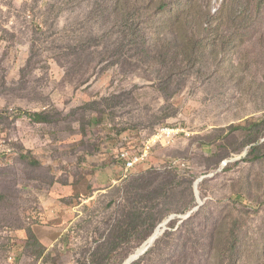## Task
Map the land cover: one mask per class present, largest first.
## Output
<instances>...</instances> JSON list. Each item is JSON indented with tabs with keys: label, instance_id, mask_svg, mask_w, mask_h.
<instances>
[{
	"label": "rangeland",
	"instance_id": "374dc122",
	"mask_svg": "<svg viewBox=\"0 0 264 264\" xmlns=\"http://www.w3.org/2000/svg\"><path fill=\"white\" fill-rule=\"evenodd\" d=\"M172 215L132 264H264V0H0V264H123Z\"/></svg>",
	"mask_w": 264,
	"mask_h": 264
},
{
	"label": "built area",
	"instance_id": "2783aa9c",
	"mask_svg": "<svg viewBox=\"0 0 264 264\" xmlns=\"http://www.w3.org/2000/svg\"><path fill=\"white\" fill-rule=\"evenodd\" d=\"M175 136V131L170 129H161L158 134L155 135L154 141L145 144V147L138 153L134 154L129 151H121L120 159L125 164V170L129 171L134 168L140 161L144 160V158L148 155V151L154 146L156 143H169L172 138ZM144 152V153H143Z\"/></svg>",
	"mask_w": 264,
	"mask_h": 264
},
{
	"label": "trees",
	"instance_id": "16d2710c",
	"mask_svg": "<svg viewBox=\"0 0 264 264\" xmlns=\"http://www.w3.org/2000/svg\"><path fill=\"white\" fill-rule=\"evenodd\" d=\"M22 114H25V115H27L29 118H31L33 121H36V122H48L49 120H50V116H49V114H47V113H45V112H35V111H26V112H23ZM262 121V120H261ZM257 127V126H259V124H257V123H250L249 125H240L239 127H237V128H242V129H244V130H251V132L253 133V134H255L254 132H256V128H254V127ZM257 140H258V138H257ZM260 149V145H257V146H253V149H252V152H256L257 150H259ZM147 221L146 220H144V224L146 223ZM154 233V232H153ZM152 233V234H153ZM151 234V235H152ZM150 235V236H151ZM149 236V237H150ZM148 237V238H149ZM220 237H221V239H223L224 237H223V235H220ZM229 242H230V261H232V262H234L236 259H237V246H238V242H239V240H238V237H237V235L235 234V232L233 231V230H231V232H230V234H229ZM147 241V240H146ZM146 241H144V242H146ZM143 242V243H144ZM142 243V244H143ZM132 255V254H131ZM130 257V256H129ZM128 257V258H129ZM127 258V259H128ZM126 261V260H125ZM124 261V262H125ZM124 264V263H123Z\"/></svg>",
	"mask_w": 264,
	"mask_h": 264
},
{
	"label": "water",
	"instance_id": "95a60500",
	"mask_svg": "<svg viewBox=\"0 0 264 264\" xmlns=\"http://www.w3.org/2000/svg\"><path fill=\"white\" fill-rule=\"evenodd\" d=\"M192 213L189 212L188 216ZM175 215L170 216L168 219H166L162 224H160L159 226H163V229L161 232L157 233L156 235H154L153 239L151 242L146 241L147 246L144 248V250L142 252H140L139 254H137L135 257L129 259L128 264H132L134 263L136 260H138L141 256H143L144 254H146L148 252V250L154 245V243L160 238V236L167 230L168 224L175 219ZM155 233V232H154Z\"/></svg>",
	"mask_w": 264,
	"mask_h": 264
},
{
	"label": "bare ground",
	"instance_id": "6f19581e",
	"mask_svg": "<svg viewBox=\"0 0 264 264\" xmlns=\"http://www.w3.org/2000/svg\"><path fill=\"white\" fill-rule=\"evenodd\" d=\"M162 229H163V226H159V228H157V229L154 231L155 233H153V234L147 239V241L151 242L152 239H153V237H154V235H156L157 233L161 232ZM146 246H147V243L144 242V243H143V244H142V245L136 250L135 253H133L132 255H130V257H129L128 259H126V261L124 262V264H128L129 259L135 257L137 254H139L140 252H142Z\"/></svg>",
	"mask_w": 264,
	"mask_h": 264
}]
</instances>
